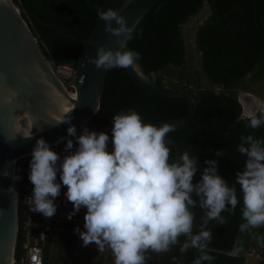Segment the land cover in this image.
Masks as SVG:
<instances>
[{
    "label": "trees",
    "instance_id": "obj_1",
    "mask_svg": "<svg viewBox=\"0 0 264 264\" xmlns=\"http://www.w3.org/2000/svg\"><path fill=\"white\" fill-rule=\"evenodd\" d=\"M91 1L101 6L104 0ZM261 1L264 25V0ZM12 2L19 8L41 51L53 66H68L74 71L83 46L76 37L86 39L97 18L86 0ZM215 6L218 16L212 0H158L137 23V33L142 32V35L134 34V39L127 46L140 53L147 70L156 72V85L184 91L194 102V116L189 126L169 133L168 138L178 144L181 154L188 151L190 155L197 156L204 169L207 167L205 160H218V173L226 180L242 157L246 156L236 150L241 135L252 134L264 138V127L252 130L245 126L250 115H243L240 100L242 93H253L252 86L264 78V35L254 23L253 0H216ZM205 10L207 14L203 17ZM224 15L225 18L221 20ZM195 17L198 19L192 23L194 27L190 40L186 37L185 27ZM65 83L70 88L71 79L65 80ZM130 109L140 113L145 123L152 124L184 117L188 112L183 99L150 94L130 78L125 68H113L106 74L99 107L86 127H104L114 115ZM111 130L107 132L110 137ZM65 143H60V147H65ZM108 147L111 151V141ZM217 150H222L224 156L216 157ZM171 158L175 159L173 149ZM30 161L31 156L20 158L15 164V177H20L16 179L20 208L14 264H24L22 226L27 216L26 198L30 188L34 187L29 180ZM246 161L231 180L230 187L237 173L244 170ZM201 177L198 170L193 183L199 182ZM57 182H60L59 174ZM236 187L239 193V185ZM63 189L62 186L55 200L60 209ZM239 195L241 204L237 206L235 214L224 212L223 224L211 221L207 226L213 233V240L208 246L210 254L216 257L213 264H245L243 253L249 247L251 238L264 258V247L257 242V237H264V227L253 229L251 235H245L243 252L239 256L231 255L236 238L241 236L239 225L243 222L242 194ZM193 197L199 201L195 192ZM194 211V232H198L205 210L197 203ZM51 225L52 229L47 232L42 248L43 264H69L75 236L57 228H72L73 222L71 219L62 222L51 220ZM184 239L181 237V244ZM146 255L150 256L147 264H192L199 252L190 248L181 254L180 245H175L167 253L158 255L149 252ZM173 257L176 259L173 260Z\"/></svg>",
    "mask_w": 264,
    "mask_h": 264
},
{
    "label": "clouds",
    "instance_id": "obj_2",
    "mask_svg": "<svg viewBox=\"0 0 264 264\" xmlns=\"http://www.w3.org/2000/svg\"><path fill=\"white\" fill-rule=\"evenodd\" d=\"M131 2L124 0V6ZM97 14L105 22L104 31L115 36L120 47L99 45L96 56L89 57L88 62L97 69H136L140 53L127 45L134 34L142 35L137 33V24L130 25L120 9H101ZM14 96L15 93L8 102ZM257 104L259 111L250 115L245 125L252 130L264 127V104L259 100ZM71 111L55 121L69 123L68 135L76 137L78 145L74 151L61 160L43 137L37 139L33 148L29 174L34 186L31 210L52 217L57 211L55 200L62 186H66L65 196L75 210H87L85 230L76 229L84 246L94 243L100 253L109 249L114 264H147L150 256L146 253L159 255L180 245L181 254L190 248L199 252L192 264H213L216 257L208 247L213 233L207 226L211 221L223 224L224 212L235 214L241 204L239 194L243 222L231 255L243 252L245 235L264 227V138L241 135L236 150L248 159L231 187L219 175L215 159L205 160L207 167L200 181L193 183L198 171L197 156L183 151L179 160L171 158L167 137L176 130L175 124L145 123L140 113L130 109L112 117L111 137L107 132L90 131L87 127L77 136L76 126L71 124ZM64 142L62 137L56 143ZM73 148L74 141L67 139L65 151ZM215 156H224V152L217 150ZM193 192L199 201L194 199ZM197 203L205 212L200 230L194 232ZM181 237L185 238L182 244ZM257 242L264 247V237H257Z\"/></svg>",
    "mask_w": 264,
    "mask_h": 264
},
{
    "label": "water",
    "instance_id": "obj_3",
    "mask_svg": "<svg viewBox=\"0 0 264 264\" xmlns=\"http://www.w3.org/2000/svg\"><path fill=\"white\" fill-rule=\"evenodd\" d=\"M157 1L132 0L127 7L124 6V0H104L101 6L94 5L91 0H86V3L96 14L101 9H120L131 25L137 24ZM215 2L216 0H212L218 16ZM253 12L255 26L264 35L261 0H253ZM104 26L105 22L100 20L97 14L88 37L86 39L76 37L83 46L69 88L56 72L52 62L41 51L19 8L12 0H0V264L15 263L20 208L18 187L14 178L17 160L30 157L37 139L41 137L59 153L60 157L66 155L68 151H65V147H60V143L56 142L62 137L65 141L70 138L67 132L70 125L57 124L55 119L64 118V115L72 110L71 124L76 126L79 133L99 107L108 70L97 69L88 62V58L96 56L99 45L113 49L120 47L117 38L105 32ZM127 48L133 50L128 46ZM126 70L130 78L148 93L167 98H181L186 102L188 107L186 116L161 120L155 125L173 123L176 130L189 126L195 106L188 93L156 85V72L147 70L140 57L136 69L130 67ZM13 93L15 96L12 102H8ZM167 139L173 149L174 158L179 160L180 147L174 140L168 137ZM247 159V156H243L226 178L229 186ZM197 163L202 176L204 166L198 158ZM5 171L8 175H4ZM10 188L13 191H9ZM63 188L67 191L66 186ZM72 217L66 210L57 208L52 219L61 221ZM32 220L39 223L42 218L33 215Z\"/></svg>",
    "mask_w": 264,
    "mask_h": 264
},
{
    "label": "built area",
    "instance_id": "obj_4",
    "mask_svg": "<svg viewBox=\"0 0 264 264\" xmlns=\"http://www.w3.org/2000/svg\"><path fill=\"white\" fill-rule=\"evenodd\" d=\"M69 69L72 70L71 68ZM112 126H113V121L111 120V122L104 127H101V128L87 127V128L90 131L95 130L97 132H100V131L108 132L112 128ZM83 129L80 132H83ZM79 135L80 134L77 133V136ZM72 140L74 141V148L71 150H68V153L66 155L74 151L75 147H78V145L75 144L76 137H73ZM64 156L65 155L61 157V160H63ZM32 191H33V188H30V193L26 198L27 216L22 226V230H23V234L25 238L23 263L24 264H43L42 248H43V244L46 239L47 232L50 229H52V225L50 222L52 217L50 218L45 217L43 214L34 212L31 210ZM69 206H70V209L66 210L67 214L72 215L73 216L72 218L75 219V217H77L78 214L80 213L81 209L77 212L72 203ZM33 215H37L41 217L42 221L39 223L33 222L32 220ZM243 256L245 258V264H257L261 261L264 262V258L261 256V253L258 250L257 245L253 238H251L249 247L245 250V252L243 253Z\"/></svg>",
    "mask_w": 264,
    "mask_h": 264
},
{
    "label": "rangeland",
    "instance_id": "obj_5",
    "mask_svg": "<svg viewBox=\"0 0 264 264\" xmlns=\"http://www.w3.org/2000/svg\"><path fill=\"white\" fill-rule=\"evenodd\" d=\"M207 14V11L205 10L203 12V17H205ZM198 19V17L193 18L189 23L186 25L185 30H186V37L191 40L192 38V30L194 27L195 21ZM193 23V24H192ZM70 67L68 66H58L55 67L56 72L58 75L64 80L71 79L73 78L74 71L69 69ZM253 93H242L240 95V100L242 102L243 106V115L244 116H249L253 114L256 110L260 108V105L257 104V100H259L262 104H264V78L257 82L255 85L252 86ZM82 131V130H81ZM82 132L78 133L81 134ZM80 250L84 248L83 245H78ZM109 254H108V253ZM24 260V258H23ZM22 260V261H23ZM80 264V263H78ZM103 264H114V257L109 249H105L103 252Z\"/></svg>",
    "mask_w": 264,
    "mask_h": 264
},
{
    "label": "crops",
    "instance_id": "obj_6",
    "mask_svg": "<svg viewBox=\"0 0 264 264\" xmlns=\"http://www.w3.org/2000/svg\"><path fill=\"white\" fill-rule=\"evenodd\" d=\"M67 191L63 189L62 199H61V209L68 210L70 209L71 202L68 201L67 197L65 196V193ZM86 208H81L80 213L78 214L75 219L71 218V221L73 222L72 228H57L58 230H66L69 231L71 234L75 236V243H74V249H73V256L69 264H103V253H100L96 247V245L89 244L88 246L83 245V241L80 239L79 233L76 231L77 228L80 229V231H84V216L86 213ZM51 220H53L51 218ZM50 220V222H51ZM56 221V222H62ZM54 221V220H53ZM78 245H83L84 248L80 250Z\"/></svg>",
    "mask_w": 264,
    "mask_h": 264
}]
</instances>
